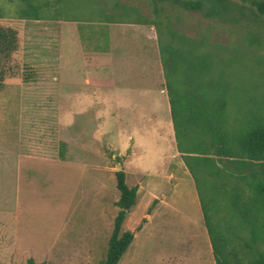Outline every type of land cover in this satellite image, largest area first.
Returning <instances> with one entry per match:
<instances>
[{
  "label": "rangeland",
  "instance_id": "374dc122",
  "mask_svg": "<svg viewBox=\"0 0 264 264\" xmlns=\"http://www.w3.org/2000/svg\"><path fill=\"white\" fill-rule=\"evenodd\" d=\"M232 2L244 15L237 24L151 0H33L42 18L29 20L19 18V0H0V25L18 37L11 58L17 75L0 86V264H26L27 259L34 264H99L104 258L117 212L113 174L126 161L114 156L115 145L96 140L91 100L84 96L73 107L78 96L72 92L86 91L88 64L96 54L107 56L111 27L161 18L174 31L217 47L214 61L233 54L229 80L236 90L257 86L264 91V17ZM145 25L152 27L157 42L163 26ZM166 153L143 165L164 173L166 183L168 173L179 182L167 184L163 217L135 230L137 237L117 264H214L193 182L174 172L181 167L178 156ZM151 208L153 204L147 213ZM144 213L139 199L129 210L130 221ZM253 247L264 251V243Z\"/></svg>",
  "mask_w": 264,
  "mask_h": 264
},
{
  "label": "trees",
  "instance_id": "16d2710c",
  "mask_svg": "<svg viewBox=\"0 0 264 264\" xmlns=\"http://www.w3.org/2000/svg\"><path fill=\"white\" fill-rule=\"evenodd\" d=\"M19 1V18H42L40 5ZM233 1L247 5L251 15L264 17V0ZM151 2L212 21L237 24L244 18L232 0ZM162 21L138 23L163 26V32H157V48L175 150L193 182L213 263L264 264V251L253 247L264 243V91L257 86L236 90L229 80L233 54L216 62L217 47L184 36ZM17 48L16 31L0 25V86L17 75L11 63ZM113 176L117 212L99 264H117L133 240V233L121 226L135 204L136 187H127L121 170ZM26 264L34 262L27 259Z\"/></svg>",
  "mask_w": 264,
  "mask_h": 264
},
{
  "label": "crops",
  "instance_id": "0c3cea01",
  "mask_svg": "<svg viewBox=\"0 0 264 264\" xmlns=\"http://www.w3.org/2000/svg\"><path fill=\"white\" fill-rule=\"evenodd\" d=\"M108 31L107 56L104 58L96 54L94 61L88 64L91 69L83 79L86 91L72 92V96H78L72 106L81 103L84 96L89 97L91 100L89 109H93L96 115L95 127L98 128L96 140L115 145V148H111L114 156L126 161L121 170L124 182L127 187H136L134 205L140 199L146 210V213L135 222L130 221L128 211L122 223L123 227L126 226V230L123 231L132 232L135 239L137 237L135 230L139 226L138 231L145 230L156 217L158 219L163 217L160 211L162 207H167L165 203L168 196L164 198L170 188L167 184L170 185V181L174 180L175 186L177 184L175 181L179 182L174 174L168 173L166 183L164 173L160 175L159 171L153 170V166H145L143 162L146 159H159L161 155L165 157L167 150L171 157L178 156L180 161L181 167L175 168L174 172L183 177L190 176L175 150L167 96L165 89L159 88L164 82L152 27L128 22L119 23ZM130 33L132 37L129 39ZM88 45L91 48L96 46L86 42V46ZM160 94L164 96L161 97ZM64 95L63 92L60 93L61 97ZM57 102L59 110L63 113L64 100L60 99ZM128 179L131 180L129 184ZM149 198L150 203L146 202ZM150 204H153V208L147 213ZM196 204L200 210L198 199Z\"/></svg>",
  "mask_w": 264,
  "mask_h": 264
},
{
  "label": "water",
  "instance_id": "95a60500",
  "mask_svg": "<svg viewBox=\"0 0 264 264\" xmlns=\"http://www.w3.org/2000/svg\"><path fill=\"white\" fill-rule=\"evenodd\" d=\"M119 167V166H118Z\"/></svg>",
  "mask_w": 264,
  "mask_h": 264
}]
</instances>
